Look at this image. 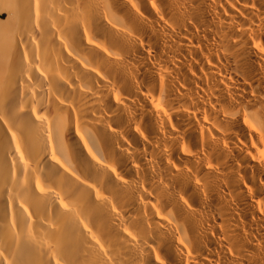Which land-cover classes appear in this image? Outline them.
Wrapping results in <instances>:
<instances>
[{
	"label": "bare ground",
	"instance_id": "obj_1",
	"mask_svg": "<svg viewBox=\"0 0 264 264\" xmlns=\"http://www.w3.org/2000/svg\"><path fill=\"white\" fill-rule=\"evenodd\" d=\"M0 264H264V0H0Z\"/></svg>",
	"mask_w": 264,
	"mask_h": 264
}]
</instances>
